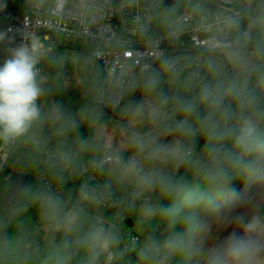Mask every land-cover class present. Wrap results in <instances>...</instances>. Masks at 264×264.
<instances>
[{"label": "clouds", "instance_id": "clouds-1", "mask_svg": "<svg viewBox=\"0 0 264 264\" xmlns=\"http://www.w3.org/2000/svg\"><path fill=\"white\" fill-rule=\"evenodd\" d=\"M206 2L188 0L189 6L194 4L189 22L183 16L166 22L159 37L152 34V16L136 14L130 34L154 55L128 59L129 40L113 34L112 46L122 55L112 61L107 89L98 88L93 79L87 91L95 93V104L75 115L66 114L59 104L45 111L40 103L50 91V77L39 65L47 60L59 80L66 58L23 33L20 45L8 46L14 38L0 31V45L7 46L0 63V146L44 155L43 163L58 184L65 182L66 173L108 176L99 190L82 181L71 203L58 193L34 198L47 232L63 234L58 242L53 236L46 250L34 248L26 232L8 234L25 210L10 198L8 211L0 213V264H73L77 258L80 264H100L102 256L106 264L123 261L135 249L111 251L120 244L112 226L105 227L100 216L87 230L82 225L89 207L112 201L114 185L124 191L121 204L138 205L141 223L158 220L167 233L163 240L146 238L136 253L140 264H264V0H231L235 6L219 14L210 13ZM33 3L64 21L62 30L68 35L84 39L104 10L99 0ZM139 6L140 0H121L119 9ZM193 27L206 38L198 58L169 55L161 47L179 45ZM104 55L97 46L75 62L87 72ZM80 83L88 84L87 76ZM138 90L141 101L120 108L128 117L121 140L109 138L102 144L107 125L101 123L98 105L115 110ZM81 125L93 129L92 138L75 135ZM52 138L57 144L49 151ZM199 139L203 146L197 153ZM86 153L93 155L85 166ZM234 178L243 179V192L229 193ZM229 228L218 239L217 233ZM81 252L86 255L81 257Z\"/></svg>", "mask_w": 264, "mask_h": 264}, {"label": "built area", "instance_id": "built-area-1", "mask_svg": "<svg viewBox=\"0 0 264 264\" xmlns=\"http://www.w3.org/2000/svg\"><path fill=\"white\" fill-rule=\"evenodd\" d=\"M165 1L166 0H140V6L138 8H124L120 10L119 4L121 0H107V3H105V0H99V3L104 5V10L100 14L102 18L95 21L91 27V36L88 39H84L68 35L66 31L62 30V26L65 22L59 20L49 10L38 9L33 3V0H0V5H3V7L0 8V23H2L0 31H6L10 37L14 38L13 43L8 45L11 47L18 46L23 42L22 33L37 38L42 48H46L44 44L40 42L42 36L55 46H59V43H61L63 45L81 44L85 47H91V49L97 46L102 47L105 50V55L95 60L102 68V79L99 88H104L106 90L108 71L112 61L115 57L122 55L120 49L112 46L111 38L113 34L129 40V50L132 52V56L128 59L142 61L145 57L151 58L154 55V53L146 47L143 40L130 34L129 30L132 27L131 22L136 14L152 16L151 29L152 34L156 37L164 34V25L166 22L172 21L180 16L185 18V24L189 22V18L192 16L191 7H194V4L189 6L188 0H170L172 4L165 6ZM177 5H179L178 8ZM234 6L231 0H207L206 2V7L212 14H219L224 9H231ZM167 8H176L177 10L172 16L162 17V19H160L162 12ZM66 27L68 31H71L74 25L69 22ZM205 43L206 38L204 34L196 31L193 27L186 31L181 37L179 45L169 47L165 43L162 44L161 47L165 48L169 55L191 56L193 59H196L201 55V48ZM6 47L5 45H0V63H2L7 55ZM136 71H139V66H137ZM125 102L126 96L125 99L121 101V105L115 110L111 107H105L104 105L98 106L104 110L116 113L120 111V108L123 107ZM199 141L203 142V139H199ZM28 154V150L20 149L19 147L9 149L0 146V175L3 169L9 168L15 175L14 180L16 188L19 189L26 186H22L23 183L21 180L24 178L28 179V183L30 179H35L40 185L44 186L50 194L58 193L63 199L71 203L72 201H70L68 197L70 194L68 195L67 188L63 184H58L56 181H53L42 169L31 167L30 163L25 159ZM45 158L44 155L37 153L36 157L30 162L32 163L36 159L40 165H45L43 163ZM87 164L88 162L84 163L85 166ZM67 175L70 179V184L76 186L71 197L73 199L82 181L87 180L90 187L97 188L98 190L106 182L98 173L92 171L84 175H81L79 172ZM113 187L114 196L110 203L102 205L99 208L95 206L89 207L87 211L90 213L89 216L93 218L100 216L105 227L112 226L113 230L118 233L120 244L118 246H113L111 251H123L126 247L128 249H135V251H128L123 261H113L112 264H129V262L130 264H140L136 256L139 248L143 246L147 237L151 236L156 240L157 237H161L162 230L159 227L155 232H146L144 234H137L130 231L129 228L133 226H129L127 221L131 220L130 215L135 208L127 207V202L121 204L120 197L124 195V191L115 185ZM90 209H99L104 211L105 214H94ZM126 228H128V230ZM103 257V264H106V256Z\"/></svg>", "mask_w": 264, "mask_h": 264}, {"label": "trees", "instance_id": "trees-1", "mask_svg": "<svg viewBox=\"0 0 264 264\" xmlns=\"http://www.w3.org/2000/svg\"><path fill=\"white\" fill-rule=\"evenodd\" d=\"M60 48L69 51L68 53L75 58L79 57L81 60L84 57H87L91 52V47H85L81 44L75 45H61ZM76 63V62H75ZM77 73L75 79L68 80L65 89V96L62 100L61 108L66 114L75 115L78 111L85 105H93L95 93L88 92V87L91 86V82L95 79L96 86L99 88L101 79H102V68L100 64L94 60V64L89 66L87 72L83 71L78 64ZM87 76L88 84L80 83L83 77ZM140 90L136 91L133 97L127 100L125 103H136L139 98ZM142 99V96H141ZM140 99V101H141ZM139 101V102H140ZM124 103V104H125ZM99 107V106H98ZM100 108V107H99ZM103 113L101 123H106V125H111L115 122H126L128 117H125L121 111L116 113H112L110 111L104 110L100 108ZM124 117L123 120H120L121 117ZM45 134H50V129L45 130ZM75 135H78L81 139H90L93 136V129L89 128L87 125H81ZM57 140L52 138L49 145L48 150L51 151L56 147ZM203 142L197 141L196 143V152L199 153L202 149ZM29 154L25 157L26 161L30 163L31 167L42 169L48 176L55 181L50 172L48 171L45 165H40L36 159V163H31L30 161L36 157L35 152H31L28 150ZM183 170H181V173ZM15 175L11 172L9 168L3 169L0 175V213H6L10 204L12 203V197L19 200L20 203L25 205V210L17 216L13 225L9 228L8 234L15 235L18 232H26L29 237L33 240L34 248L38 247L40 250H46L49 247V241L52 240L53 236L55 237V241L58 242L62 239L63 234H54L47 232V221L44 220L42 216V209L39 203L35 202V197L40 194H50V192L42 185H40L35 179H30L29 183L23 188H16L14 185ZM68 190V195L70 194L69 199L72 197V193L75 190L76 186L70 184V179L67 174H65V182L62 183ZM244 190V182L242 178H234L233 181L229 185V193L236 192L241 193ZM71 201V199H70ZM94 214H102L105 212L102 210H93ZM160 223V222H159ZM162 230L161 237H157V240H163L167 233L164 231L163 226L160 223L159 226ZM231 229L229 228L227 231H223L217 233L218 239H223L228 235ZM86 253L81 252V257H84ZM104 257L100 258V264H103ZM73 264H80V258H77L73 261ZM175 264V261H173Z\"/></svg>", "mask_w": 264, "mask_h": 264}, {"label": "rangeland", "instance_id": "rangeland-1", "mask_svg": "<svg viewBox=\"0 0 264 264\" xmlns=\"http://www.w3.org/2000/svg\"><path fill=\"white\" fill-rule=\"evenodd\" d=\"M173 9L174 8L165 9V11L162 12V16L160 17V19H162V17L172 16L176 12V11L173 12ZM1 28H2V23H0V29ZM40 42L44 44L46 48L52 49V53L55 54L57 57L63 56L66 58V61H67L64 66V72L60 76L59 80H57L56 78V70L49 66V63L47 60L42 61L41 65H39V67H41V69L43 70V74H46L50 77L48 85H47V87L50 88V91L47 95L42 97L40 101L41 106L45 109V111H48L49 109H51L57 104L61 106L62 100L65 96L66 84L68 80L76 78L77 66H76L73 56H71L68 53L69 51L60 48V46L63 44L59 43L60 44L59 46H55L51 42L45 40L43 36L40 38ZM133 95L134 93L131 95H126V101L131 99ZM123 119L124 117L122 116L120 120H123ZM127 123H128V120L126 122L120 121V122H115L111 125H107V135L106 137L103 138L101 143L102 144L106 143L109 138H112L113 142L120 141L122 138L121 127L126 125ZM19 148L29 150L24 147H19ZM92 155H93L92 153H86L83 157V163H87L88 160L92 157ZM127 155L128 153H125V156ZM98 175L104 178L105 180L108 179L107 174H104V175L98 174ZM130 219L133 221L134 225L133 227L129 228V230L137 234H144L146 232H155L160 226V223L158 220H153L147 223H141L138 207H136L133 210L132 214L130 215ZM93 222H94L93 217L91 216L86 217L82 221L83 229L87 230L88 227ZM46 229H48V225ZM126 229L128 230V228ZM72 235L74 234H70L69 236L70 239L72 238Z\"/></svg>", "mask_w": 264, "mask_h": 264}, {"label": "water", "instance_id": "water-1", "mask_svg": "<svg viewBox=\"0 0 264 264\" xmlns=\"http://www.w3.org/2000/svg\"><path fill=\"white\" fill-rule=\"evenodd\" d=\"M171 4H172V2H171L170 0H166V1H165V6H168V5H171ZM141 96H142V91H140L139 98H138V100H137L136 103H139V101H140V99H141ZM21 182L23 183L22 186H25V185H27V183H28V179H27V178H24L23 180H21ZM13 186H15V180H14V185H13ZM127 224H128L129 226H133V221H132V220H128V221H127Z\"/></svg>", "mask_w": 264, "mask_h": 264}]
</instances>
